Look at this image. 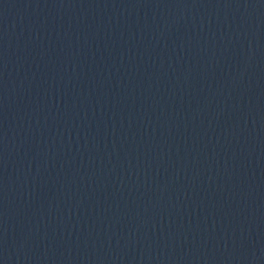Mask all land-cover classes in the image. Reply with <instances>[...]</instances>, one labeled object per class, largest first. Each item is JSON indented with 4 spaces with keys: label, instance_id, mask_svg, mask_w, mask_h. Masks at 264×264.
<instances>
[{
    "label": "water",
    "instance_id": "obj_1",
    "mask_svg": "<svg viewBox=\"0 0 264 264\" xmlns=\"http://www.w3.org/2000/svg\"><path fill=\"white\" fill-rule=\"evenodd\" d=\"M0 264H264V0H0Z\"/></svg>",
    "mask_w": 264,
    "mask_h": 264
}]
</instances>
